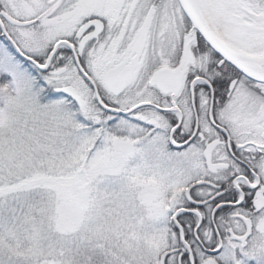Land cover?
Returning a JSON list of instances; mask_svg holds the SVG:
<instances>
[{
    "label": "snow or ice",
    "instance_id": "obj_1",
    "mask_svg": "<svg viewBox=\"0 0 264 264\" xmlns=\"http://www.w3.org/2000/svg\"><path fill=\"white\" fill-rule=\"evenodd\" d=\"M0 264H264V0H0Z\"/></svg>",
    "mask_w": 264,
    "mask_h": 264
}]
</instances>
